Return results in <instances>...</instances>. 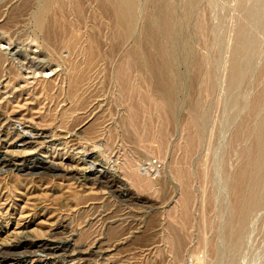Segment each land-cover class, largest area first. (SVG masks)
<instances>
[{
	"label": "rangeland",
	"instance_id": "374dc122",
	"mask_svg": "<svg viewBox=\"0 0 264 264\" xmlns=\"http://www.w3.org/2000/svg\"><path fill=\"white\" fill-rule=\"evenodd\" d=\"M47 1L0 0V245L40 242L1 251L0 259L8 257L0 264H264V204L242 239L231 237L229 227L234 175L261 116L247 117L264 86V0H250L247 15L242 0H200L191 18L174 1L182 15L170 43L178 74L174 121L161 120L151 101L136 113L137 94L129 96L117 78L127 51L149 46L144 29L156 20V0H136L134 34L122 44L114 16L103 15L97 0H55L50 30L71 24L84 42L97 29L100 48L88 69L85 52L65 44L71 34L47 36L38 28ZM240 23L247 31V68L232 90L230 52ZM202 58V71L214 80L208 93L197 80ZM144 74L133 64V84L152 100ZM200 98L196 141L190 108ZM190 139L196 142L188 153ZM102 168L116 178L88 173ZM55 246L61 250L48 249Z\"/></svg>",
	"mask_w": 264,
	"mask_h": 264
},
{
	"label": "bare ground",
	"instance_id": "6f19581e",
	"mask_svg": "<svg viewBox=\"0 0 264 264\" xmlns=\"http://www.w3.org/2000/svg\"><path fill=\"white\" fill-rule=\"evenodd\" d=\"M75 1H74L75 3H80L81 0H75ZM82 1H81V3H82ZM97 1L99 2L100 6H101V9L100 8L99 9L102 10L101 11L102 14H103V12L104 13L109 12L108 14L111 13L114 16L115 21L111 25L114 27L113 33L115 35V40H116V36L117 37L119 36V41H121V44H122V42H126V41L128 42V39L131 36H133V34H134V26H135V21H136L135 20L136 19L135 18L136 17V15H135L136 0H97ZM156 1H157L156 2L157 3V11L155 13H157V14L154 13L156 16L153 15L154 19L156 17V20L154 23H146L145 29H144V34L146 35L147 38L143 39V40L145 42H147L149 44V46H140L139 45V46H136L135 48L131 47V49L128 50L126 53V57H127L126 62L124 64L120 65L118 70H117V78L123 84L122 90H124L126 93H128L129 96H131L133 94H137L139 101L138 102L135 101V102H137L136 106H134L136 113L138 112V110L144 111L145 110L144 103L151 101V104L153 103L156 111H158V115H159V118L161 120L174 121V118H175L174 117V111L176 112V110H175L176 104L175 103L177 100L176 95H177V91H178V74H177V70H176L177 59H176L175 55L172 54L174 51L173 50L174 48H172L170 45L174 43V42L171 43L173 40L176 41L175 40V34H177L179 32L178 29L176 30L177 24H178V23H176V21H177L176 19L178 18L177 15L182 16V15H179L180 13L179 14L177 13V8L181 4H179V5L176 4V5H178L176 7V5L174 4V1H176V0H156ZM181 1L183 2V5H184L182 7V11L184 13V16L186 18H191L193 16V14L195 12L194 10H195V8H196V6L200 0H181ZM54 2H55V0H48L47 2H45L41 6V8L37 14V17H36V22H37V25L39 26L38 28H40V30H43V31L46 30L47 36L48 35L53 36L52 32H54V33L56 32L55 30H53V29L50 30L48 28V20H49V15H50L49 13H50V10H51ZM240 4H241V9L244 11V13L245 14L248 13L250 10L249 5H251L250 0H242V2ZM60 5H61V3H60ZM76 5H77V7H76ZM254 6H253V8H254ZM74 8H76V11H77V8H80L79 4H75ZM179 8H180V6H179ZM255 8H256V6H255ZM178 11L181 12L180 9ZM252 14H251V16H252ZM194 19H195V17H194ZM56 20H58V19H56ZM62 21H63V19H62ZM49 25H50V21H49ZM182 26L183 25H181V27ZM72 27H71V24L69 25L68 23H61V25L58 27L59 28L58 33L56 32L55 34L58 35L62 32H64V33L68 32L69 34H71V37L66 41L67 43L65 41L64 42H65V44L72 46V48L74 47L76 49H82L83 52H85V55L87 57V58L85 57V59H86L85 64H86L87 69H88V67L93 62L92 57L94 56V52L96 51V53H98V51H99V50L98 51L96 50V48H97L96 45L99 44V43H97L98 34H97V38L95 37V35H96L95 31L97 29L95 27V30H94V26L91 27L93 29L92 31H91V29H89L91 31L89 33H91V34H89L87 39H84V42H83L81 39L76 38L74 34L72 35V32L73 33L75 32V31H71L73 29ZM51 28H53V26ZM110 29H112V28H110ZM68 33H66V34L69 35ZM78 33L79 32H77V35H78ZM85 34H87V33H85ZM82 36H84V35H81V37ZM246 36H247V31L245 29V25H243L241 23L238 24L234 30V45L231 48V52H230L231 62H230V66L228 69V83H229V86L232 90H234V88L237 86V84H239V82L245 77L247 64H245L242 59H243V57L245 58L247 52L249 51ZM111 37H112V35H111ZM62 38H63V36H62ZM64 39H65V37H64ZM112 40H110V41H112ZM98 41H100V40L98 39ZM141 42H143V41H141ZM119 44H118V46H120ZM111 45H112V43H111ZM98 47H99V45H98ZM124 47H126V46H124ZM111 50H108V51H111ZM188 50H189V47H188ZM171 51H172V53H171ZM133 64H137L138 66H140L141 70L148 77L147 81L149 79V81L151 82V83L150 82H148V83L151 84L153 87L152 92L154 93V96H153L152 100H151V98H149V95H148V97L146 96L147 93L145 94L141 90L140 85L137 86L136 83H135V85L133 84L134 82H132V79H131V68H132ZM203 66H204V58L199 59V61L197 62V66H196L197 67V80L202 81V84L204 86L203 87L204 91H205V93H208L212 89L214 80H213V76L211 73H204V71H202ZM94 70H92V71H94ZM71 77H72V75H71ZM73 86H75V85H73ZM77 87H79V86H77ZM74 90H73V92H74ZM124 91H123V93H124ZM73 92H72V94H73ZM149 93H151V92L149 91ZM75 95H76V93H75ZM151 95H152V93H151ZM151 95H150V97H152ZM202 102H203V100H202V98H200L197 101H194L192 107L190 108L191 111H190L189 128L194 130V132L196 134L194 136V140H196V141H199V137L201 135V130H202L201 122H200V118H199V108L202 105ZM147 106H150V105L147 104ZM136 113H133V114H136ZM258 114H261V116L258 118L256 125L253 126L251 128V130H249L252 142L242 152V164L239 167V169L237 170V172L235 173L234 179H233V192H234L235 203H234L233 212L229 218V227L231 230V232H230L231 237H233L236 241L239 240V238L242 239L241 236H242V233H244L243 231L245 229V225H246L247 221L251 218L253 213L255 211H257L261 207L262 204H264V86H263L262 90L255 95L247 117L249 119H251L253 117H256ZM129 116H131V115H129ZM172 123H174V122H172ZM128 124H129V126L131 124H133V117L132 116H131V119L128 121ZM126 125H127V123H126ZM144 131H146V130H144ZM160 133L163 136V129L162 128L160 129ZM242 133H243V129L242 128L238 129L236 134H235V139L238 140L241 137ZM194 140L190 139V141H188L189 142L188 146H187V150H189L188 153H190V151L194 147V144L196 142V141L194 142ZM249 141H250V139H249ZM60 168L61 167H59L57 165L51 164L49 169L59 170ZM88 173L90 176H94L96 178L100 177L101 179H102L101 176H106V177L108 176V178L109 177L116 178V176L114 174H111L108 169H103V168L98 169L94 172L88 171ZM184 196H185V203H187L186 201H187V199H189V194L185 193ZM183 201H184V199H183ZM46 238H44V239H46ZM52 240L53 241H50V242H52V243L57 242L54 239H52ZM35 241L34 240L16 241L15 244H12V242L1 243L0 252L3 250H7V248L8 249L18 248L23 243H28L31 245V247L33 246V247L37 248L38 247L37 244L40 242H35ZM47 241H48V239H47ZM47 241L45 240L44 242H47ZM6 243L7 244L11 243V244L8 247H5L3 244H6ZM45 244H47V243H45ZM60 248L58 246H55L53 248H48V249H51L53 251L58 252L59 250H61ZM28 249H29V247H28ZM65 250L63 252H65ZM34 251H36V249ZM72 251L73 250H71V255L73 257L81 258V257L85 256V253L82 250L81 251L78 250V252L74 251L73 253H72ZM53 255H55V254H53ZM7 257L8 256L1 258L0 263H2L4 260H6Z\"/></svg>",
	"mask_w": 264,
	"mask_h": 264
}]
</instances>
